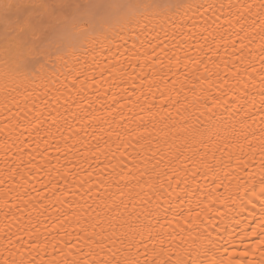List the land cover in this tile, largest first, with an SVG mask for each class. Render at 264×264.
Wrapping results in <instances>:
<instances>
[{
  "label": "snow or ice",
  "instance_id": "obj_1",
  "mask_svg": "<svg viewBox=\"0 0 264 264\" xmlns=\"http://www.w3.org/2000/svg\"><path fill=\"white\" fill-rule=\"evenodd\" d=\"M0 141V264H264V0H0Z\"/></svg>",
  "mask_w": 264,
  "mask_h": 264
},
{
  "label": "bare ground",
  "instance_id": "obj_2",
  "mask_svg": "<svg viewBox=\"0 0 264 264\" xmlns=\"http://www.w3.org/2000/svg\"><path fill=\"white\" fill-rule=\"evenodd\" d=\"M83 2H85V0H82L81 1V3H83ZM191 2H193V3H205L206 4L207 3V0H191ZM223 2L227 3L228 0H223ZM233 2H235V0H233ZM197 19L199 20V18H197ZM199 22L202 23V21H199ZM190 28H191V23H189V25H187L185 27V31L187 32L188 29H190ZM183 38H184L183 35L177 36V40H182ZM131 43H132V41L129 40L128 41V44L131 45ZM194 43L195 42L193 41V44ZM26 68H27L28 71H32V72L37 71V69H38V62L37 61H32L28 65H26ZM258 99L259 98L257 97V100ZM26 135H27V133H26ZM0 143H2V141H0ZM33 155L35 156V160L36 161H39L41 159V157L40 156H37L35 153H33ZM25 158H27L26 157V154H25ZM12 159H13V156H12V154H10L9 155V162H11ZM101 159L103 160V157H101ZM53 164H55V160H53ZM4 167H5V164H4V154H3V152H0V169H3ZM98 167L99 166H97V168ZM28 175H29V177H31L33 174L32 173H29ZM30 183H35V181L34 180H30ZM2 191H3V189L0 188V192H2ZM2 217H3V213L0 212V219H2ZM0 227H2V225H0Z\"/></svg>",
  "mask_w": 264,
  "mask_h": 264
},
{
  "label": "rangeland",
  "instance_id": "obj_3",
  "mask_svg": "<svg viewBox=\"0 0 264 264\" xmlns=\"http://www.w3.org/2000/svg\"><path fill=\"white\" fill-rule=\"evenodd\" d=\"M82 0H79V2H81Z\"/></svg>",
  "mask_w": 264,
  "mask_h": 264
}]
</instances>
